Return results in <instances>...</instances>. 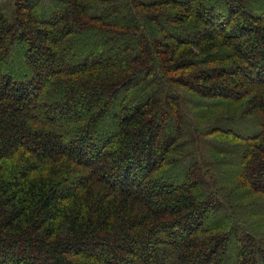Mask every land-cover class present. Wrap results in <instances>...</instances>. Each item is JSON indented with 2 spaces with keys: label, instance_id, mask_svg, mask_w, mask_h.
Returning <instances> with one entry per match:
<instances>
[{
  "label": "trees",
  "instance_id": "1",
  "mask_svg": "<svg viewBox=\"0 0 264 264\" xmlns=\"http://www.w3.org/2000/svg\"><path fill=\"white\" fill-rule=\"evenodd\" d=\"M0 264H264V0H0Z\"/></svg>",
  "mask_w": 264,
  "mask_h": 264
},
{
  "label": "rangeland",
  "instance_id": "2",
  "mask_svg": "<svg viewBox=\"0 0 264 264\" xmlns=\"http://www.w3.org/2000/svg\"><path fill=\"white\" fill-rule=\"evenodd\" d=\"M106 12H109V10L105 9V12L102 13L101 15H102V16H108V15H106V14H107ZM101 35H102V33H101ZM100 41H101L103 44L108 43V41L111 43V42H112V38L110 39V38H105V37H103V38L100 39ZM127 44H128V43H124V42H123L122 47L126 46ZM113 45H114V44H113ZM113 45H112V50H111V52H114L115 55H116L118 52H117V50H115V48L113 47ZM102 48H104V47H102ZM110 49H111V47H110ZM110 49H109V48H106L105 50H106V51H110ZM102 50H104V49H102ZM198 176H199V175H198Z\"/></svg>",
  "mask_w": 264,
  "mask_h": 264
}]
</instances>
